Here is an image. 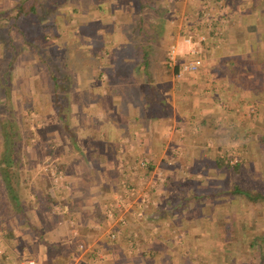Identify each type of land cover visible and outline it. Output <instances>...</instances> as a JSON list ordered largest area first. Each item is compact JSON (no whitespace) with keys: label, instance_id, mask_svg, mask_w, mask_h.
<instances>
[{"label":"crops","instance_id":"0c3cea01","mask_svg":"<svg viewBox=\"0 0 264 264\" xmlns=\"http://www.w3.org/2000/svg\"><path fill=\"white\" fill-rule=\"evenodd\" d=\"M86 1L79 21L92 17L93 10H86L92 4L90 0ZM183 1L172 0L164 9L168 13L165 39L175 32L169 22L172 9L182 8L180 3ZM224 1L232 15L230 23L218 44L209 43L204 47L207 68L205 72L195 74L176 77L166 62L165 46L163 62L156 61L155 55L151 54L155 30L144 45L141 40H135L138 47L135 56L120 55L118 48L115 54L111 53L114 49L108 51L101 58L97 72L94 66L100 56L96 60L92 55L94 36L86 37L85 50L78 58H74L73 48L69 50L73 54L72 60L68 58L70 52L64 53L66 71L58 76L52 71L42 73V69L33 68L31 63L34 64L37 55L20 41V49L15 52L18 54L17 73L33 81L30 93L34 95L36 107L41 114H50L48 124H38L40 128L36 130L35 143L42 144L38 156L42 159L50 157L61 165L69 183H73L69 187L71 202L61 204L67 216L60 221L55 219L47 231L42 230L43 236L49 234L54 242L62 243L66 237L74 242V251L68 258L79 253L85 260L94 257L100 264H118L116 255H124L127 235L131 231L136 233L139 255L159 253L154 243L158 238L162 239L163 233L152 234L148 221L135 222L130 211H127V219L133 217V220L121 229L118 237L113 240L107 237L106 231L118 225L115 221L107 223L104 206L121 177L116 164L120 155L131 159L146 157L150 168L160 169L165 175L158 197L154 198L158 205L146 210L156 212L155 220L160 224L169 223L167 205L171 202L170 196L182 199V202H192L194 197L198 201L204 198L201 202H211L216 208L246 202L244 197L237 198L239 192L234 186L229 188L223 179L225 162L221 152L235 143H246L251 155L252 143L260 137L264 142V0ZM148 3L153 9L155 3ZM116 24L108 31L100 24L97 30L103 29L105 34L110 32L111 40L114 31L123 30ZM4 42L9 44V40ZM125 42V39L120 41ZM53 43V40H46L41 57L55 56ZM114 44L112 42L110 47ZM88 60H93V64L90 62L92 68H89ZM17 93L20 97L25 92ZM246 132L250 136L243 140V136L248 135ZM60 145L66 152L56 149ZM89 177L92 180H87ZM81 184L87 185V195L75 202V198L80 197ZM240 195L252 200L248 195ZM166 197L168 201H164ZM33 212L36 220L37 213ZM242 214L244 217V212ZM69 217L74 224H68L63 230L62 224L58 223H68ZM35 220L30 221L35 224ZM212 235L214 238L219 236L217 231ZM32 236L33 239L40 238L35 234ZM143 238H150V243L145 245ZM79 241L84 243L80 252L76 247ZM38 243L39 248L44 246L41 241ZM261 245L257 249L264 255V244Z\"/></svg>","mask_w":264,"mask_h":264},{"label":"rangeland","instance_id":"374dc122","mask_svg":"<svg viewBox=\"0 0 264 264\" xmlns=\"http://www.w3.org/2000/svg\"><path fill=\"white\" fill-rule=\"evenodd\" d=\"M61 1L0 0V12H5L10 16H15L14 13L17 7H20L21 10L22 8L25 9L30 2H33L34 5L36 4L40 12L48 13L42 16L43 19L41 21H33L31 17L30 21L32 24L29 20H23L24 23L25 21L28 22L25 25L18 23L19 21H14L15 19L7 20V18H4V20H0V25H2L0 26V35H5V33L9 32L10 36L17 42L19 39L24 41L19 29L22 27L27 30L32 28L33 25L34 27L38 25L39 33L30 29L29 32H26V35L29 33L33 34V40L42 45V48H44L46 40H53L55 42L53 43L55 44L53 45L54 48L58 52L63 49L67 53L70 52L68 58H71V60L73 54L69 51L70 48H73L74 58H78V55L82 54V50L85 47L86 37L94 36L92 38V55L96 60L98 55L100 56L94 66V71L97 72L101 58L108 51L114 49L111 53L115 54L117 53L115 49L118 48L120 55L135 56L138 53L135 40H141L144 45V41L152 37L155 30V37H152L154 43L151 48V54L155 55L157 62H163L164 46L166 48L169 38L167 36L165 39L166 34H164L168 20L167 10L164 9L167 8L166 4L170 5L168 0H90L92 7L87 6L88 9L86 10L92 9L94 13L92 12V17L87 19V21H79L80 17H78L86 7L84 5L87 4L85 3L87 2L86 0ZM149 1L151 4L155 3V6L152 4L153 9L149 8ZM45 4L53 6L50 12ZM180 4L183 5V2ZM43 6L46 9H43ZM160 8L164 11L162 12ZM50 17H54L55 21L52 22ZM43 22L52 23L42 30L41 23ZM115 23H117V28L121 26L123 30L118 29V33L114 31V37L111 40L108 37L110 32L105 34L103 29L99 30L100 32L97 30L100 24H103L104 29L106 28L108 31ZM9 25L14 28L6 32L1 30L4 26ZM53 27L54 30H52ZM76 28L78 30H75ZM120 33L122 34L120 35ZM41 34L43 35L41 36ZM24 39L28 40L26 36H24ZM105 39L107 40L106 43H104ZM122 39L127 40V42L124 44L120 43ZM112 42L115 43L114 47H110ZM183 43L184 41L178 36L177 49ZM137 44L139 46L140 43L137 42ZM2 45H0V73L5 67V63L8 62V57L4 53L5 46ZM140 47L142 48V46ZM56 59L49 58L48 62L44 64L36 57L33 59L35 61L34 64L31 63V66L42 69V73L53 72L54 70L59 73L66 71L65 65L61 66L62 60L58 58L57 61ZM88 61L90 68L93 60ZM17 62L18 54L15 55L14 62L9 70L3 72L7 77L4 80L0 77V159L3 150L2 131L6 129L10 131L14 129L16 131L13 145V163L4 171L1 169L3 165L0 162V264H12L13 262L24 260L28 256H34L38 264H60L67 260L70 252L74 251V242L68 240L67 237L64 238L65 241L62 243L61 241L54 242L49 234L43 236L42 230L47 231V228L55 223V219L60 221L61 217L65 218L67 216L64 215L67 213L66 209L62 215L58 214L56 206L59 208L63 202H71L70 193L72 190L69 192V187L73 183H69L68 177L65 176L62 182L55 187L50 182L43 168L44 160L51 158L44 157L42 159L41 156H38L37 152L42 144H39V142L35 143L36 130L38 127L40 128L38 124L41 126L42 124H44L43 126L48 124L47 117L50 114H41L39 108H37L38 105L32 98L34 95L30 93V88L34 87L33 81L25 79L17 73L19 71ZM49 65L53 66L54 69L50 70L49 67L47 68ZM44 86L47 87L46 80ZM2 90H5V95H2ZM22 91L25 92L24 95L18 97L17 92ZM252 111L249 110V112ZM246 133L248 135L243 136V140H247L250 136L249 132ZM261 141L260 137L254 144L252 143L253 150L251 155L247 151L246 143L231 145L240 150L242 154L241 160L236 164L225 163V167L223 166L225 171L223 179L228 183L229 188L234 186L235 188L247 189L252 200L248 201L246 196L235 193L237 198L244 197L246 202H234V206L229 208L221 206L216 208L211 202H201L205 200L204 198L198 201L194 197L192 202H182V199L170 196L171 202H168L167 205V213L170 215V218L168 217L169 223L165 226H160L158 230L163 233L162 239L160 237L161 243H159V238L154 243L159 253L139 255L138 251L128 252L125 249L124 255H116L117 263L264 264V255L259 254L260 250L257 249V247L262 246L261 244H264V142ZM52 148L55 149L54 147ZM57 148H59L60 152H66L61 145ZM60 167L65 175L64 169L61 165ZM2 173H6L5 177L8 178V184L12 190L4 184L2 179L4 175ZM209 176L207 177L210 178ZM91 177L94 180V177ZM92 179L89 177L87 180L90 181ZM186 182L188 184L191 183L190 181ZM64 183L67 184V187L63 186ZM82 185L86 189L87 185ZM84 189L81 188L78 194L80 197L75 198V202H80V199L87 195V190L85 191ZM230 194L232 193L230 192ZM166 200L168 201L167 197L164 201ZM244 206L245 208H243ZM27 211L29 212L26 213ZM33 211L37 213L36 220L33 218L35 215ZM243 212L244 217L241 216ZM178 217H180V222H178ZM30 220H35L36 223L34 224ZM62 222L57 223L62 224V229L65 230L69 225L66 222ZM182 230L184 233H182ZM213 231L218 232L219 236L217 238L213 237ZM26 232L29 233V236L26 235ZM178 233H181V237L180 241L176 242L173 235ZM33 234L38 235L40 238H34V240ZM64 234H66L65 231ZM182 234L184 235L182 236ZM37 240L41 241L44 246L39 248ZM121 248L123 249L124 247ZM229 251L233 252V254H228Z\"/></svg>","mask_w":264,"mask_h":264},{"label":"built area","instance_id":"2783aa9c","mask_svg":"<svg viewBox=\"0 0 264 264\" xmlns=\"http://www.w3.org/2000/svg\"><path fill=\"white\" fill-rule=\"evenodd\" d=\"M171 1L168 0V3ZM231 16L224 0H184L182 8L172 9L169 22L175 32L169 35L165 58L167 64L173 68L176 77L206 71L204 47L209 43L216 45L223 39V31L229 25ZM178 36L182 41L190 42L195 47L191 50L186 48L182 55L177 54ZM221 157L225 163L232 165L241 160L242 154L237 148L229 146L221 152ZM116 164L121 177L112 197L104 206V215L108 224L115 221L118 225L106 231L107 237L110 240L116 239L121 229L132 221L133 217L135 222L146 219L149 231L152 234L157 233L160 226H165L167 222L160 224L155 220L156 212L148 213L146 210L158 205L154 198L158 197L157 194L160 192L165 175L160 169L150 168L146 157L131 159L120 155ZM43 168L55 187L65 177L61 167L52 159H45ZM63 186L67 187V184L64 183ZM57 207L56 212L62 215L65 208ZM127 211L132 213L131 219L129 217L127 219ZM68 224L71 226L74 224V220L70 217ZM135 237V231L127 235L126 249L128 252L140 250ZM173 237L176 242H179L181 233L174 234ZM143 242L148 245L150 238H143ZM76 247L80 252L84 249V243L79 241ZM12 264H38V261L34 256H28ZM60 264H100V262L94 257L85 260L79 253H76Z\"/></svg>","mask_w":264,"mask_h":264},{"label":"trees","instance_id":"16d2710c","mask_svg":"<svg viewBox=\"0 0 264 264\" xmlns=\"http://www.w3.org/2000/svg\"><path fill=\"white\" fill-rule=\"evenodd\" d=\"M32 1V0H31ZM62 1H64V0H62ZM61 1V2H62ZM33 2H35V1H33ZM33 2H30L29 4H28V6L24 9V8H22V10H21V8L19 7H17L16 8V11H15V16L14 15H12V16H10V15H7V13H5V12H0V20H4V18H7V20H13V19H15L14 21H19L18 23H21V24H23V25H25V24H27L28 22L27 21H25V23L23 22V20H31V17H32V20L34 21H36V20H38V21H41L43 18H42V16L44 15V14H48L47 12H40V10L39 9H37L38 8V6L35 4H33ZM60 3V2H59ZM40 4H42V3H40ZM46 5V4H45ZM46 7H48V11L50 12V10L53 8V6L52 5H46ZM43 9H46L45 8V6H43ZM29 18V19H28ZM46 19H48V18H46ZM50 19H51V21L53 22V21H55V18L54 17H50ZM49 20V19H48ZM31 22V21H30ZM51 22V23H52ZM5 23V22H4ZM51 23H48V22H43V23H41V27H42V30L46 27V26H48L49 24H51ZM31 24H32V22H31ZM0 26H2V25H0ZM11 28H14L12 25H9V26H4V28H2L1 30L2 31H4V32H6V31H8L9 29H11ZM35 28H36V31H38V33L40 32L39 31V26L38 25H36V27H34V25H33V27L32 28H30V29H33V30H35ZM30 29H23L22 27L19 29V32L21 33L20 35L22 36V39L24 40V41H21L20 39L18 40V42L16 41V40H14V38L12 37V36H10V34H9V32L8 33H5V35H0V41H1V45L2 44H4V45H2V46H5V51H4V53H6V55H7V57H8V62L7 63H5V67H3V69H2V71H1V73H0V77H2V80H4V78H6L7 76H5L4 74H3V72L5 71V70H9V68L12 66V63L14 62V57H15V52H16V50H19L20 49V41L22 42V43H25L32 51H33V53H34V55H37V58H38V60H40L42 63H47L48 62V59L49 58H52V57H48L47 59H46V57L44 58V56L43 57H41L42 55H43V53H44V51H45V49L44 48H42L41 46H40V44L39 43H37L36 41H34L33 40V34H31V33H29V34H27L26 35V32H29V30ZM42 32V31H41ZM44 33V32H43ZM23 34V35H22ZM43 34H41V36H42ZM24 36H26L27 38H28V40H25L24 39ZM45 37V36H44ZM5 40H9V44L8 45H6V42H4L3 43V41H5ZM16 41V42H15ZM54 47V46H53ZM48 49V48H47ZM55 49V48H54ZM61 49H63L62 47H61ZM43 53H42V52ZM42 53V54H41ZM65 53V50L63 49V50H61L60 52H58L56 49H55V56L53 57V58H59L60 60H62V63H61V66L63 67L64 65H65V62H64V60H65V57H66V54H64ZM49 54V53H48ZM56 59V60H57ZM58 61V60H57ZM50 68V70L53 68L54 69V67L53 66H47V68ZM54 73H56L57 74V76L58 75H62L63 73H64V71H61L60 73L57 71V70H54L53 71ZM52 78V77H51ZM55 77L53 76V80H55L54 79ZM62 81L63 82H66V80L65 79H62ZM54 83H56V81L54 82ZM2 95H5V90H2ZM2 137H3V142H2V144H3V150H2V154H1V159H0V162L2 163V165L3 166H1V169L2 170H4V171H6V169L13 163V160H14V153H13V145H14V139H15V137H16V131L14 130V129H12L11 131L9 130V129H6V130H4V131H2ZM60 166V165H59ZM63 168V167H62ZM2 175H4V178H2L3 180H4V184L6 185V187L7 188H9L10 190H12V188H11V186H9V184H8V178H6L5 176H6V173H2ZM81 187H82V189H84V187H83V185L81 184ZM85 190V189H84ZM235 190L236 191H238L239 193H241V194H245V195H248L249 196V194H250V192L247 190V189H243V188H235ZM14 198H15V196L14 195H12Z\"/></svg>","mask_w":264,"mask_h":264},{"label":"clouds","instance_id":"9594fccd","mask_svg":"<svg viewBox=\"0 0 264 264\" xmlns=\"http://www.w3.org/2000/svg\"><path fill=\"white\" fill-rule=\"evenodd\" d=\"M195 47L190 42H184L178 49L177 54H183L184 50L187 48L188 50H191V48Z\"/></svg>","mask_w":264,"mask_h":264}]
</instances>
